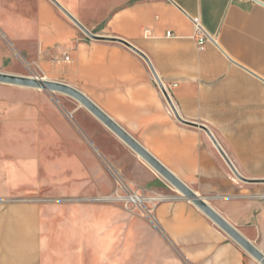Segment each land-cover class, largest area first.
Masks as SVG:
<instances>
[{
	"label": "crops",
	"instance_id": "0c3cea01",
	"mask_svg": "<svg viewBox=\"0 0 264 264\" xmlns=\"http://www.w3.org/2000/svg\"><path fill=\"white\" fill-rule=\"evenodd\" d=\"M57 1L101 39L89 38L49 0H0V29L13 49L40 78L87 98L194 197L73 98L0 95V264H95L51 255L54 240H64L51 236L58 210L13 199L43 189L75 195L96 183L112 190L118 181L146 198L152 232L177 254L175 263L262 264L193 199L264 257V6ZM195 22L208 39L203 50Z\"/></svg>",
	"mask_w": 264,
	"mask_h": 264
},
{
	"label": "rangeland",
	"instance_id": "374dc122",
	"mask_svg": "<svg viewBox=\"0 0 264 264\" xmlns=\"http://www.w3.org/2000/svg\"><path fill=\"white\" fill-rule=\"evenodd\" d=\"M0 73L27 77H40L37 71L11 46V41L0 29ZM30 90L0 83V95L26 96ZM50 96H63L49 93ZM119 181L112 190L102 183L85 185L75 195L59 196L49 189L35 191L25 198L13 199L37 207L52 210V220L60 226L52 237L63 235L64 240H54L53 256H83L95 260V264H177V254L163 246L161 239L152 232V219L141 211L126 206L119 200L108 198L120 192ZM16 203V202H14ZM65 226L66 232L60 233Z\"/></svg>",
	"mask_w": 264,
	"mask_h": 264
},
{
	"label": "water",
	"instance_id": "95a60500",
	"mask_svg": "<svg viewBox=\"0 0 264 264\" xmlns=\"http://www.w3.org/2000/svg\"><path fill=\"white\" fill-rule=\"evenodd\" d=\"M54 6H56L67 18H69L82 32H84L89 38L92 39H101L97 36L91 34L88 30H86L65 8L61 6V4L57 0H49ZM258 4L264 6V3L258 0H252ZM124 45L129 47L134 52L143 56L136 48L131 46L129 43L121 41ZM144 57V56H143ZM145 58V57H144ZM146 59V58H145ZM152 70V68H151ZM152 73L162 88V85L157 78L155 72L152 70ZM0 83L1 84H9L20 87L32 88L37 90H43L49 93H60L66 96H69L79 102L82 106H84L87 110H89L93 115H95L99 120H101L106 126H108L111 130H113L124 142H126L133 150H135L141 157H143L153 168H155L167 181H169L183 196L193 198V194L177 179H175L167 170H165L162 166L159 165L149 154H147L136 142H134L125 132H123L117 125H115L109 118H107L99 109H97L87 98L81 95L75 89L65 86L63 84H59L56 82L48 81L40 77H27V76H18V75H9L0 73ZM163 93L165 94V98L167 102L175 114L176 118L179 121H182L178 114L176 113L170 98L162 88ZM217 146L219 152L224 156L216 142H214ZM225 157V156H224ZM226 158V157H225ZM229 167L233 174L241 181H245L237 171L231 166L228 162ZM193 203L203 211L219 228H221L225 233H227L234 241H236L239 245H241L248 253H250L257 260L261 261L264 264V257L245 239H243L227 222H225L220 216L214 213L211 209H209L202 201L199 199H193Z\"/></svg>",
	"mask_w": 264,
	"mask_h": 264
},
{
	"label": "built area",
	"instance_id": "2783aa9c",
	"mask_svg": "<svg viewBox=\"0 0 264 264\" xmlns=\"http://www.w3.org/2000/svg\"><path fill=\"white\" fill-rule=\"evenodd\" d=\"M195 28V34L197 36V47L199 50H203L205 47V44L208 42V39L206 38L205 34L203 33L200 25L195 22L194 25ZM167 36L170 37V33H167ZM120 184V192L121 194H116L110 198L109 200L112 201H122L125 203L126 206H130L131 208H135L143 213L144 217L151 218L150 212L145 208V201L146 198L139 194L137 191H133L128 189L125 185ZM152 219V218H151Z\"/></svg>",
	"mask_w": 264,
	"mask_h": 264
}]
</instances>
